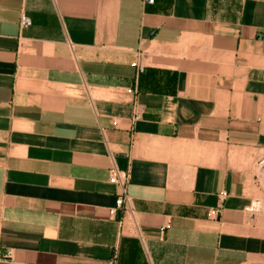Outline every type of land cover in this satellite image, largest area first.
<instances>
[{"label":"crops","instance_id":"obj_1","mask_svg":"<svg viewBox=\"0 0 264 264\" xmlns=\"http://www.w3.org/2000/svg\"><path fill=\"white\" fill-rule=\"evenodd\" d=\"M262 158L264 0H0V264H264Z\"/></svg>","mask_w":264,"mask_h":264},{"label":"built area","instance_id":"obj_2","mask_svg":"<svg viewBox=\"0 0 264 264\" xmlns=\"http://www.w3.org/2000/svg\"><path fill=\"white\" fill-rule=\"evenodd\" d=\"M150 4L154 3V0H146ZM32 25V20L26 14H22L21 26L23 28H28ZM142 70V68H139ZM139 116L136 115L135 120H138ZM256 177L260 186L264 189V158L260 159L256 167ZM126 176L122 178V173L116 169L111 170L109 182L113 185H119L123 188V193L116 201V206L110 210L111 216H116L119 210H122L127 201V184L125 182ZM228 192L223 191L220 193V197L224 200L228 196ZM218 210H211L209 216L211 218H216L218 216Z\"/></svg>","mask_w":264,"mask_h":264}]
</instances>
